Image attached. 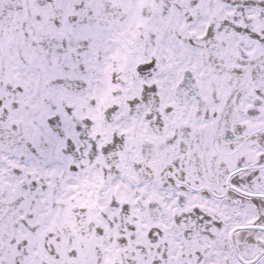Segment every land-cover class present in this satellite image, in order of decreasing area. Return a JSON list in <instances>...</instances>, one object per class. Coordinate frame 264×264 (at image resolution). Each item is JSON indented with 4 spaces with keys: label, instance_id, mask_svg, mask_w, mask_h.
<instances>
[{
    "label": "snow or ice",
    "instance_id": "snow-or-ice-1",
    "mask_svg": "<svg viewBox=\"0 0 264 264\" xmlns=\"http://www.w3.org/2000/svg\"><path fill=\"white\" fill-rule=\"evenodd\" d=\"M0 264H264V0H0Z\"/></svg>",
    "mask_w": 264,
    "mask_h": 264
}]
</instances>
